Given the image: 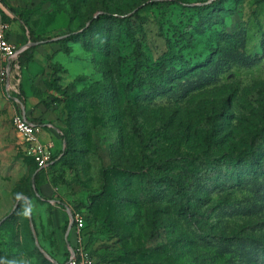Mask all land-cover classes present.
Segmentation results:
<instances>
[{"label": "rangeland", "instance_id": "374dc122", "mask_svg": "<svg viewBox=\"0 0 264 264\" xmlns=\"http://www.w3.org/2000/svg\"><path fill=\"white\" fill-rule=\"evenodd\" d=\"M105 13L130 19L91 26ZM0 23L19 47L31 32L55 45L84 32L27 84L73 147L65 156L61 136L50 168L13 126L24 73L12 92L0 83V264L65 255L69 216L38 194L40 170L64 172L53 199L88 210L97 258L264 264V130L247 133L264 124V0H0ZM212 112L224 142L255 144L258 159L204 186L190 171L219 153L202 145ZM161 179L172 189L151 191Z\"/></svg>", "mask_w": 264, "mask_h": 264}, {"label": "trees", "instance_id": "16d2710c", "mask_svg": "<svg viewBox=\"0 0 264 264\" xmlns=\"http://www.w3.org/2000/svg\"><path fill=\"white\" fill-rule=\"evenodd\" d=\"M145 7V6H144ZM109 19H115L118 22H125L130 19V16H114L109 13L101 14L97 18L92 19L91 26H94L95 24L104 21V20H109ZM84 35V32L80 33H73V34H68L66 36H63L62 39L57 41V44L59 45V53H64V54H69L71 52L68 44L71 42H74L75 40L81 38ZM30 41L32 47L26 51H24L20 57H19V63L23 67L29 62H31L34 59V52L36 48L40 45H47L50 44V40L43 38L41 36L36 35L34 32L30 33ZM201 89V87L199 88ZM18 99L20 102L24 103L25 102V92L23 86L20 87V95L18 96ZM212 115H214V119L211 120L210 123V118L206 120V123H208L207 126V131L203 132V141L202 145H208V146H215L217 150L219 151L218 155L215 156V158H200V164L197 166V168H192L190 171L191 174L195 177L194 180L197 183H201L204 186H206L207 183V178H210L211 174L216 173L220 169H224L226 171L234 173L237 169H239L243 164L249 162V161H256L258 158L256 157V150H255V144L243 148V146L240 143H231L230 141L224 142L223 137H221L222 132L219 127V121L214 122L216 117H218L220 114L217 112H212ZM36 125H39L36 121H33ZM205 124V123H204ZM260 130H264V124L262 127H260V122L254 124L253 128L247 130V133L249 135L257 136L259 135ZM66 140V147L64 150L65 156H68L69 153L73 152V147L72 144L69 143V140H67V137L63 134L62 136ZM69 145V146H68ZM53 163L56 161V158L53 159ZM60 163H57L53 165V169L56 168ZM72 165H70V168ZM35 178V184L37 186V192L40 195L41 198L42 195L40 193V185L42 183H49L51 184L54 188H59L60 186L67 185V182L65 180V174L64 172L60 171H54L52 172V175L50 173H47L45 170H40V172H37L34 176ZM173 180H166V179H161L158 182H153L151 183V191H154L161 185H168V187L171 190L173 187ZM164 183H169V184H164ZM174 193H176L177 197H180L181 200H184V195L182 194V191L177 190L176 188L174 189ZM44 199V198H43ZM60 205L63 207L66 205L62 201L59 202ZM75 211H84L86 217L85 220L87 222V215H88V210L84 209L82 207H75L73 208ZM187 211V210H186ZM189 213H187L188 215ZM89 226L85 225V230L84 234L86 237V247L88 249L91 248L90 244V238L91 235L89 232H86ZM92 255L96 256L94 252H92ZM103 261H109L113 264H115L114 261L108 260L106 258H100Z\"/></svg>", "mask_w": 264, "mask_h": 264}, {"label": "built area", "instance_id": "2783aa9c", "mask_svg": "<svg viewBox=\"0 0 264 264\" xmlns=\"http://www.w3.org/2000/svg\"><path fill=\"white\" fill-rule=\"evenodd\" d=\"M11 25L0 23V83L7 92L14 90L13 74L19 68V57L21 49L10 42ZM13 126L28 147L29 154L32 155L40 169H48L52 164V149L50 144L42 141V127L33 123L28 116L19 111L13 117ZM72 225L74 239L69 243L67 259L63 264H113L103 261L92 255L86 247V237L84 234L86 220L84 211H75L71 206H64ZM69 225V226H70Z\"/></svg>", "mask_w": 264, "mask_h": 264}, {"label": "crops", "instance_id": "0c3cea01", "mask_svg": "<svg viewBox=\"0 0 264 264\" xmlns=\"http://www.w3.org/2000/svg\"><path fill=\"white\" fill-rule=\"evenodd\" d=\"M16 37L19 36L14 31L13 27H11V32L9 35L11 43L16 45L23 52L32 47L31 41H29L26 45L19 47L17 44L14 43V39ZM59 54L61 53H59L58 45L55 44L40 45L36 48L34 52V59L23 67L21 65H19L18 69L16 67L13 74L14 78L16 79L18 75L21 76V72L24 73L23 88L25 92V102L24 103L21 102V106L18 111L24 112L32 122L36 121L37 123L40 124V126L43 129L41 135L42 141L45 144H50L53 147L52 151H59L62 148V141H63L61 137L62 133L57 127H55L52 123H50L52 122L51 119H49L51 116H49L50 112L49 113L47 112L46 105L43 103V100L41 99L40 96H38V94L34 95L32 90L30 91L27 90V84L31 79L37 77L41 73L43 67L46 65V63L49 60L53 59ZM57 190L58 188H54L49 183H42L40 185L41 195L48 197L50 199V203L56 205L58 212L63 213L65 208L59 204V200L53 199L55 191ZM61 217L63 218V214L61 215ZM62 220L58 222V224H56V227L59 228V224H61ZM69 221H70V217L68 223ZM73 239H74V234L73 232L69 233V228H68L67 240L65 242V255L62 257L61 256L57 257V259L58 258L60 259L58 260L59 264H63L66 261L68 246H69L68 242L73 243Z\"/></svg>", "mask_w": 264, "mask_h": 264}, {"label": "water", "instance_id": "95a60500", "mask_svg": "<svg viewBox=\"0 0 264 264\" xmlns=\"http://www.w3.org/2000/svg\"><path fill=\"white\" fill-rule=\"evenodd\" d=\"M22 52L23 51H21L20 55L22 54ZM33 183L35 184V178H33ZM70 219H71V217H70ZM71 230H72V225L69 226V233H70Z\"/></svg>", "mask_w": 264, "mask_h": 264}]
</instances>
